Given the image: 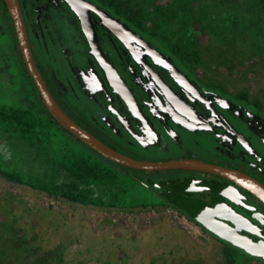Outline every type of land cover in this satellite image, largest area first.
Returning <instances> with one entry per match:
<instances>
[{
    "label": "flooded vegetation",
    "instance_id": "af4514ba",
    "mask_svg": "<svg viewBox=\"0 0 264 264\" xmlns=\"http://www.w3.org/2000/svg\"><path fill=\"white\" fill-rule=\"evenodd\" d=\"M17 3L31 59L46 89L86 132L134 160H199L239 171L264 185V153L259 156V170L235 161L233 153L234 141L246 132L248 139L255 133L264 141V110L248 106L234 89L225 91L221 81L209 78L213 75L204 69L205 64L186 65L169 48L165 36L151 33L138 21H127L104 2ZM194 38L199 42L201 35L194 34ZM7 61L20 68L38 115L47 116L49 112L24 62L6 0H0V78L9 76ZM213 68L218 73L220 65H211ZM213 137L226 143L217 154L200 147ZM5 145L0 149L3 158ZM134 171V181L155 199L147 206L156 204L183 215H187L186 204L191 202L212 207L218 214L216 219L248 239L254 249L236 245L206 228L216 241L249 255L256 264H264V203L255 196L213 174ZM40 177L45 178V174ZM101 195L93 191L88 198Z\"/></svg>",
    "mask_w": 264,
    "mask_h": 264
},
{
    "label": "rangeland",
    "instance_id": "374dc122",
    "mask_svg": "<svg viewBox=\"0 0 264 264\" xmlns=\"http://www.w3.org/2000/svg\"><path fill=\"white\" fill-rule=\"evenodd\" d=\"M97 1L104 2L127 21H138L151 33L165 36L169 48H173L186 65L205 64L204 69L213 75L209 78L221 81L225 91L234 89L248 106L264 110V62H260V57L249 52L240 59L235 48L228 49L224 43L227 40L214 36L209 27L196 28L194 33L187 31L186 23L191 16L199 18L209 14L213 5L219 7L217 2ZM235 32L238 33V29ZM194 34L201 35L199 42L192 38ZM7 63L9 76L0 78V149L7 144L5 160L0 161L1 226L14 224L28 238L34 237L31 244L41 249L62 245L63 264H256L249 255L222 246L206 228L186 215L169 208L160 209L156 204L147 206L155 201L151 193L123 169L107 161L114 176L104 177V189L106 185L112 188L110 183L116 180L112 184L124 198L110 205L103 206L96 198H88L93 191L99 194L94 183L76 182L69 184L64 192L59 187L55 192L16 180L21 179L26 167L31 169L29 171L36 169L43 173L47 168L45 175L58 170L63 177L64 170L72 171L80 162L91 164L96 156L46 116L38 115L36 105L27 95L20 68L10 61ZM211 65H220V71L214 73L216 70L211 69ZM5 129L10 131L4 133ZM246 133L233 143L234 160L259 170L264 141L255 133L248 139ZM213 134L216 135L215 130ZM225 144L213 137L200 147L217 154ZM2 168L14 176L13 181L2 173ZM28 176L26 179L30 180ZM78 185L87 188V193L76 197Z\"/></svg>",
    "mask_w": 264,
    "mask_h": 264
},
{
    "label": "trees",
    "instance_id": "16d2710c",
    "mask_svg": "<svg viewBox=\"0 0 264 264\" xmlns=\"http://www.w3.org/2000/svg\"><path fill=\"white\" fill-rule=\"evenodd\" d=\"M104 1L109 2L111 0ZM204 1L217 2L219 7H217V5H213L214 9L211 10L209 14H202L199 18L194 17V15L191 16V19H188L186 23V27H188L187 31L189 30V33H194L196 28L199 29L200 27L201 29L203 26L207 29V27H209L210 31L214 33V36L227 40L224 41V43L228 49L232 46L235 48V51L238 53V57L240 59L245 53L253 52L260 57V62H264V0ZM121 2L138 1L122 0ZM143 2L145 1L143 0ZM173 2H182V0H173ZM208 4L212 5L211 2H208ZM135 8L137 9V6H135ZM192 11L194 12V9L191 10V13ZM241 24H243V26L239 27ZM237 29L238 33L235 32ZM193 37L194 36H192V38ZM231 43L232 45L228 46V44ZM199 55V52H197L196 56ZM46 117L51 123L57 124L49 114H47ZM75 140L80 143L77 139ZM91 151L97 157L94 158L91 164L80 162L79 167H72V171L64 170L66 174L63 177H61L60 172H57L58 170H56L55 174L48 173L45 175V178H41L40 175L45 174L41 173L43 172L42 170L39 172L34 169L30 172L25 171V168L22 170L24 175L21 179L18 177L19 179L16 178V180H23L20 182L35 185L38 189L41 188L43 190H56V188L59 187L61 192H64L65 188L72 183L77 182L81 185L94 183L96 184V188L100 190L96 191L99 194H102L101 197L96 198L99 204L104 206L107 204L110 205L112 202L121 201L124 199L123 194L120 191L115 190V187L112 184L115 183L116 180H113V182L110 183V185L113 186L112 188L109 187V185H106V188L104 189V177H111V175L114 176L112 173L113 169L110 165L123 169L129 176H132L131 173L134 175L137 174V172L110 162L97 154L95 151ZM3 160H5V158L0 155V161ZM96 160L99 161L96 162ZM106 161L110 163L109 166L106 165ZM1 171L5 176H9V179L13 181L14 176L11 173L5 172V169L3 168ZM157 174L159 175V173ZM27 175H29L28 178L30 180L26 179ZM90 175H93V177ZM72 176L74 179L73 182L72 179H70ZM81 185L76 186V192L74 191V194H77L75 195L76 197L87 193V188H83ZM55 192H58V190ZM186 216L193 219L188 215ZM12 223H14V221ZM34 240V237L28 238L25 233H21L18 227L14 224L5 227L0 225V264H63L64 250L62 245L57 244L48 249H41L40 246L31 244Z\"/></svg>",
    "mask_w": 264,
    "mask_h": 264
},
{
    "label": "water",
    "instance_id": "95a60500",
    "mask_svg": "<svg viewBox=\"0 0 264 264\" xmlns=\"http://www.w3.org/2000/svg\"><path fill=\"white\" fill-rule=\"evenodd\" d=\"M6 4L14 21L15 30L28 73L33 79L42 97L45 108L49 112L50 116L57 122V124L68 131L74 138L83 143L85 146L89 147L91 150L98 153L103 158L120 166L143 172L192 170L213 174L243 188L259 199L262 203H264V185L244 173L193 159L170 160L164 162H146L134 160L110 149L108 146L78 126L61 110V108L51 97L34 66L26 40L24 25L21 19L17 0H6ZM175 72L181 76L177 70ZM186 82H188V80H186ZM186 210L188 216L192 217L197 223L201 224L209 231L216 233L217 235L232 243H235L236 245L243 246L250 250L254 249L253 244L248 239H243L240 234L234 231L227 223L216 219L218 214H216L212 207L191 202L186 204Z\"/></svg>",
    "mask_w": 264,
    "mask_h": 264
}]
</instances>
